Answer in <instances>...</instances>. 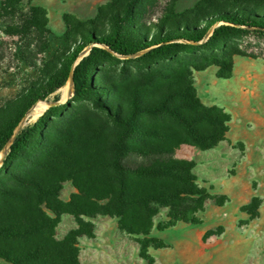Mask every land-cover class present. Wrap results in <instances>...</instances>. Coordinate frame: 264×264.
I'll list each match as a JSON object with an SVG mask.
<instances>
[{
    "label": "trees",
    "instance_id": "1",
    "mask_svg": "<svg viewBox=\"0 0 264 264\" xmlns=\"http://www.w3.org/2000/svg\"><path fill=\"white\" fill-rule=\"evenodd\" d=\"M161 1L114 0L86 26L68 25L75 41L65 71L32 104L63 88L70 75L72 98L16 134L15 124L6 123L0 131V151L10 143L0 167V174H7L53 114L72 103L91 98L112 127L107 125V132L93 125L65 132L48 145L46 160L39 165L40 173L48 175H4L12 185L0 180V264H81L78 239L94 238L90 221L99 216L116 219L121 233L137 238L139 257L154 264L149 250L164 249L165 244L151 235L153 229L165 233L178 223H201L197 215L212 197L198 185L194 162L176 154L182 146L215 149L226 140L230 117L220 108L202 105L187 69L172 71L164 84L150 90L123 93L115 85L101 84L100 66L113 55L141 54L136 60L145 61L194 52L232 32L264 36V0H201L194 12L180 17L173 14L175 0L169 7ZM23 2L2 0L0 16H15ZM21 22L26 30L45 27L43 10L30 7ZM215 24L221 25L199 44ZM86 48L87 56L79 60ZM218 67L217 78L228 80L231 61ZM102 90L115 97L102 101ZM58 101L56 96L54 103ZM153 118L157 122L149 121ZM65 182L76 191L67 203L60 201ZM259 203L252 198L244 207L250 220ZM161 210L167 211L166 221L155 226ZM65 214L74 218L77 229L57 240L55 230Z\"/></svg>",
    "mask_w": 264,
    "mask_h": 264
},
{
    "label": "rangeland",
    "instance_id": "2",
    "mask_svg": "<svg viewBox=\"0 0 264 264\" xmlns=\"http://www.w3.org/2000/svg\"><path fill=\"white\" fill-rule=\"evenodd\" d=\"M113 1L24 0L15 16H0V131L6 123L15 124L16 134L35 123L51 108L29 119L31 110L39 102L56 107L72 98L71 95L63 101L61 88L32 104L65 71L75 41L68 25L86 26L101 8ZM200 2L175 0L171 4L170 0H162L161 4L168 7L171 4L174 16L180 17L194 12ZM1 3L2 0L0 8ZM30 7L43 10L45 27L38 25L26 30L22 26L21 19ZM220 25L211 26L199 44L206 43ZM88 52L89 48L84 49L79 59ZM140 55L129 58L113 55L102 61L100 76L104 83L101 84L115 85L123 93L139 87L150 90L164 84L172 71L187 69L202 105L220 108L230 117L227 142L211 151L182 146L176 154L179 159L194 162L193 173L198 185L206 188L212 197L197 215L201 223L194 227L180 225L162 234L153 229L151 235L160 239L165 248L150 249L149 256L154 264H264V36L232 32L194 52L168 54L157 60H136ZM227 61L232 63L231 77L217 78L219 64ZM104 91L100 92L102 101L115 97L114 92L106 96ZM56 96L59 101L54 103ZM149 121L157 122L155 118ZM92 125L105 132L107 125L112 128L102 113L94 109L91 98L55 112L9 172L0 174V180L11 186L4 175H48L40 173L39 167L46 160L48 145L74 127L80 130ZM6 147L0 151V167ZM241 182L247 190L238 195L235 189L239 190ZM74 193L71 182L63 183L60 201L69 202ZM251 198L260 201L253 220L244 211ZM166 213V210L160 211L154 219L155 226L166 221ZM90 222L94 226V238L78 239L81 264H147L139 257L137 238L121 233L116 219L99 216ZM76 229L74 218L65 214L55 237L62 240Z\"/></svg>",
    "mask_w": 264,
    "mask_h": 264
},
{
    "label": "bare ground",
    "instance_id": "3",
    "mask_svg": "<svg viewBox=\"0 0 264 264\" xmlns=\"http://www.w3.org/2000/svg\"><path fill=\"white\" fill-rule=\"evenodd\" d=\"M72 94H73V85L71 81L68 79L62 88V100L63 101L67 100L69 97H71ZM49 106L50 104L47 102L37 103L34 106V108L31 110L29 114V119H34V118L39 117L48 109Z\"/></svg>",
    "mask_w": 264,
    "mask_h": 264
},
{
    "label": "crops",
    "instance_id": "4",
    "mask_svg": "<svg viewBox=\"0 0 264 264\" xmlns=\"http://www.w3.org/2000/svg\"><path fill=\"white\" fill-rule=\"evenodd\" d=\"M228 132H229V131H228ZM227 138H228V133H227L226 139H227ZM224 142H227V141L225 140ZM224 142H222V143H224ZM236 142H237V141H236ZM222 143H221V144H222ZM219 145H220V144H219ZM219 145H218V146H219ZM218 146H217V147H218ZM217 147H216V148H217ZM213 150H214V149H213ZM210 151H211V150H210ZM239 185H240L241 187H238V188H239L238 191L235 189V193H237L238 195H241V194H243L244 192H246L247 189H246V187H245V185H244L243 182H241V184H239ZM251 199H252V198H251ZM180 225H181V226L183 225V226H185V227H190V226L192 227V226H193V225H189V224L178 223L174 228H176L177 226H180ZM193 227H194V226H193ZM174 228H173V229H174ZM171 230H172V229H171ZM195 232H196V236H197L198 232H197V231H195ZM165 233H166V232H165ZM161 234H162V233H161Z\"/></svg>",
    "mask_w": 264,
    "mask_h": 264
},
{
    "label": "water",
    "instance_id": "5",
    "mask_svg": "<svg viewBox=\"0 0 264 264\" xmlns=\"http://www.w3.org/2000/svg\"><path fill=\"white\" fill-rule=\"evenodd\" d=\"M90 50V49H89ZM136 56H138V55H136ZM135 57V56H134ZM83 58V57H82ZM81 59V58H80ZM79 59V60H80ZM79 62V61H78ZM77 62V63H78ZM77 63L74 65V67L77 65ZM74 67H73V69H74ZM69 80L71 81V83H72V75H70V77H69ZM73 85V84H72ZM72 96H73V94H72ZM58 105H60V104H58ZM51 106V108H52V106L53 105H50ZM55 106V105H54ZM9 146H10V143L7 145V147H6V149H5V153H4V155H6V153H7V151H8V148H9Z\"/></svg>",
    "mask_w": 264,
    "mask_h": 264
}]
</instances>
